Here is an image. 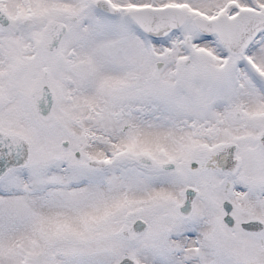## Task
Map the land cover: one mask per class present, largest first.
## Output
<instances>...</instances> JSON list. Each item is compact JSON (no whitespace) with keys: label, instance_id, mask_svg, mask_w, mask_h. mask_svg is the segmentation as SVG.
I'll return each mask as SVG.
<instances>
[{"label":"snow or ice","instance_id":"snow-or-ice-1","mask_svg":"<svg viewBox=\"0 0 264 264\" xmlns=\"http://www.w3.org/2000/svg\"><path fill=\"white\" fill-rule=\"evenodd\" d=\"M0 264H264V0H0Z\"/></svg>","mask_w":264,"mask_h":264}]
</instances>
